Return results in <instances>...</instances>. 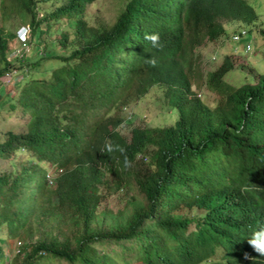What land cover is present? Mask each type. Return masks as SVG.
Returning a JSON list of instances; mask_svg holds the SVG:
<instances>
[{
  "label": "trees",
  "instance_id": "obj_1",
  "mask_svg": "<svg viewBox=\"0 0 264 264\" xmlns=\"http://www.w3.org/2000/svg\"><path fill=\"white\" fill-rule=\"evenodd\" d=\"M51 1L0 0V74L14 69L26 79L36 75L19 90V100L32 99L27 122L0 136L1 158L23 151L35 160H12L0 170V233L8 234L0 264H264L247 242L252 229L264 225V72L247 69L239 83L226 81L233 67L226 54L206 78L218 95L213 106L191 81L196 48L225 34V23H253L259 15L254 5L110 0L116 7L112 21L97 17L90 24L84 11L93 0H64L49 8ZM9 20L23 23L16 31L21 40L20 31L30 26L29 44L39 41L41 24L50 33L54 24L64 30L44 40L43 50L37 43L21 65L25 58L16 62L6 55L15 37ZM153 32L162 49L145 39ZM153 55L157 67L145 62ZM45 70L49 75L42 77ZM245 72L253 78L245 81ZM153 88L159 90L154 102L175 108L176 120L165 127H132L126 140L113 130L122 120L118 108ZM99 108L103 113L89 122V112ZM45 165L63 167L54 189L43 176L33 186ZM120 193L119 207L102 203ZM193 208L198 212L191 217ZM15 240L20 242L13 253ZM112 242L121 248L106 251L103 246Z\"/></svg>",
  "mask_w": 264,
  "mask_h": 264
},
{
  "label": "rangeland",
  "instance_id": "obj_2",
  "mask_svg": "<svg viewBox=\"0 0 264 264\" xmlns=\"http://www.w3.org/2000/svg\"><path fill=\"white\" fill-rule=\"evenodd\" d=\"M9 0H5V3H8ZM64 0H52L51 2L47 3L46 6L49 8H53L57 6L59 3H61ZM250 3L254 5L256 8L258 15V18L249 25H243L246 26L247 33L243 35L242 40H235L231 37V33L234 29H240L242 26L237 25L236 23L239 22L237 20L231 21L230 23H226L225 28L226 32L225 34L218 37L216 40L209 41L206 40V44H202L201 46L196 48L197 53V60L195 66L193 65V70L191 74V81L194 84V90L197 91V93H200V97L209 105H214L218 99V95L216 92L211 91L207 85L204 83L207 77V74L211 71L216 69L219 65L222 64L224 57L226 54L230 55L231 61L233 63L232 69H230L225 75L224 79L226 81H242L241 71L247 70V69H256L258 72L263 73L264 72V35L260 32V28H264V0H248ZM116 7L112 5V2L110 0H93V2H88L85 5V11L84 14L86 15L88 22L90 24H93L96 22L97 17L105 20V21H112L114 14H115ZM98 13V16L96 15ZM66 19H62V21L65 22ZM26 23H28V18L25 19ZM227 20H224L225 22ZM19 22V21H18ZM14 24V25H12ZM23 23L17 24L16 21H7L6 26L7 29L15 34V37L11 38L9 41L8 50L6 55L10 57V59H13L17 62V59L25 58L24 60H20L23 65L27 62V59L31 56H33V48L36 47V44L39 43V46L44 48V40L45 42L47 40L55 38L57 35L60 34L64 29L57 26V24H54L51 28V33L48 31V27L46 29L45 23L41 24V29L43 30L42 35H37V39L39 38V41H31V44L26 41L25 36L27 35V29L28 24L24 25L25 28L20 31V34L22 37H24L22 40L24 42L21 43V39H19L18 34L16 31L18 30V27L21 26ZM28 25V26H27ZM30 27V26H29ZM69 33V37H73L74 35V27L69 26L66 30ZM244 43H250L251 49L244 50V46L242 45ZM11 47V48H10ZM237 48V50L234 52V50ZM61 49L60 45L54 48V50L59 51ZM38 51V49H37ZM70 51L66 52H60L59 54H67ZM15 55L17 58H15ZM2 65V61L0 60V68ZM20 64H17L19 66ZM253 67V68H252ZM14 70V69H12ZM33 70H37L34 69ZM14 83H16L15 92L12 94V101H8L7 104L1 105L0 104V136L2 133L9 129L13 128L15 130H18L22 128L25 123L27 122L30 113H31V97L30 96H23L21 100L17 99L19 94V88L23 84V80L26 83H30L31 78L36 76H32L28 79H26L21 72H16L14 70ZM42 77H47L49 75L48 71H42L41 72ZM21 77L23 79L21 80ZM244 80H251L253 78L252 74L249 72L243 73ZM5 96V95H4ZM159 97V90L156 88H153L143 97L139 98L136 101H130L126 103L124 106L129 109V112L127 114L126 109L121 108L119 109V114L124 117V119H130L127 121L121 122L119 124L118 129L120 132L125 136L128 137L130 134V129L133 126L136 125H160L165 126L170 124L173 121L174 116V110L169 109L165 106H163V103L161 101L154 102L155 99ZM3 98V97H1ZM15 106H12L14 105ZM24 107L25 110L22 111L21 107ZM164 107V109H162ZM100 114V109L97 110V113L94 114L92 112L89 113L88 119L89 121L94 117V115ZM27 155V153H26ZM12 160H22L26 164H31L35 160L30 158H25V154L23 151H20L17 155L10 159H4L0 157V170L6 169L10 167ZM61 167V166H59ZM63 168V167H62ZM59 182V181H58ZM57 182H53L49 184V188H54ZM28 190L30 192L32 191L33 186L31 183H28ZM43 196H46L45 192H41ZM123 194H108L106 198H103V204L106 203L110 207L117 208L119 207L120 203L124 202ZM57 200V199H55ZM27 203L31 201V198L26 199ZM198 210L196 208H193L189 216L194 217L196 216ZM190 229H194V223L190 224ZM64 233H68L67 230L63 231ZM7 231L3 230L0 233V244L4 247L3 252L7 253V246L4 242L5 236H7ZM38 234L35 233L34 236H37ZM27 238H30V236H27ZM21 240V238H19ZM20 240H15V249L13 253H15V250L17 249V246L20 242ZM128 248L126 249V252L128 255H132L134 250L129 248V245H131L132 241L127 240L123 241ZM103 248L106 251H111L112 248L120 249L121 244L118 242H112L110 244L104 245ZM1 257V253H0ZM8 256H6L7 261ZM119 259V258H118ZM133 259V258H132ZM62 264V263H61Z\"/></svg>",
  "mask_w": 264,
  "mask_h": 264
},
{
  "label": "clouds",
  "instance_id": "obj_3",
  "mask_svg": "<svg viewBox=\"0 0 264 264\" xmlns=\"http://www.w3.org/2000/svg\"><path fill=\"white\" fill-rule=\"evenodd\" d=\"M234 21V20H233ZM237 21H239V22H237L236 24L237 25H240V26H242L240 29H234L233 31H232V33H231V37L233 38V39H235V40H242L243 39V35L244 34H246L247 33V28H246V26H243V25H247V23H245L244 24V22H242V21H240V20H237ZM226 22V21H225ZM225 22H223V23H225ZM228 23H230V22H228ZM225 25H226V23H225ZM226 32V31H225ZM236 36V37H235ZM145 39L147 40V41H149L150 43H151V45H152V47L153 48H155V49H162L163 48V44L160 42V37H159V33H155V32H153V33H146L145 34ZM243 46H244V50L246 51V50H249V49H251V44L250 43H244L243 42V44H242ZM237 50V48L234 50V52ZM148 65H150L151 67H157L158 65H159V61H158V58L156 57V56H150L148 59H146V61H145ZM7 71H10V72H12V78H11V80H5V78H4V80H5V82H7V83H11L12 81H14L13 79H14V73H15V71L14 70H12V69H5V71L3 72V77H4V74H5V72H7ZM208 75V74H207ZM207 78V77H206ZM205 84H206V80H205V82H204ZM207 85V84H206ZM17 86V85H16ZM208 87V86H207ZM21 88V87H20ZM20 88H19V90H20ZM192 89L194 90V84L192 83ZM211 90V89H210ZM195 91V90H194ZM148 92H150V91H148ZM147 92V93H148ZM196 93H197V91H195ZM146 93V94H147ZM145 94V95H146ZM197 95L199 96L200 95V93L198 92L197 93ZM21 96V94L19 93L18 94V97H17V99H19V97ZM200 97V96H199ZM201 98V97H200ZM202 99V98H201ZM203 100V99H202ZM42 101V100H41ZM204 101V100H203ZM121 108H124V109H126V112H127V114H128V112H129V109L127 108V107H125L124 105H122L121 107H119L118 108V115H119V119H121L122 118V120H121V122H123V121H127V120H130V119H124V117L123 116H121L120 114H119V109H121ZM100 109V114H98V115H94V117L95 116H99V115H101L102 113H103V111H102V109L101 108H99ZM99 109H97V110H99ZM174 110V116H173V121L170 123V124H168V125H171L175 120H176V117H177V114H178V112H177V110L174 108L173 109ZM90 113V112H89ZM93 113V112H92ZM97 113V111L94 113V114H96ZM88 116H89V114H88ZM93 117V118H94ZM92 118V119H93ZM91 119V120H92ZM90 120V121H91ZM88 121H89V119H88ZM89 121V122H90ZM121 122L119 123V124H121ZM168 125H165V126H168ZM118 126L119 125H116V126H114L113 127V130L114 131H117V132H119L120 133V135L121 136H123L126 140H129L130 139V137H131V134H132V130L130 129V134H129V136L128 137H125L121 132H120V130L118 129ZM154 126H158V127H165V126H160V125H143V126H140V125H136V126H133V127H140V128H143V127H146V128H148V127H154ZM132 128V127H131ZM138 132H141V131H138ZM137 155L139 156V157H141L142 156V154L141 153H137ZM103 172L106 170V166L105 165H103ZM65 170H67L66 168H65ZM60 171H62V168L61 167H58V166H49V165H45L44 166V171L43 172H40V173H38V175H37V177H36V180H35V182H34V184H33V186L36 184V182L40 179V177H42L43 176V180H44V182H46V185H47V187L49 186V184H51V183H53V182H57L56 183V185H55V187L58 185V181H57V178H58V173L60 172ZM54 187V188H55ZM49 188V187H48ZM54 188H49V189H54ZM55 199H57V198H55ZM247 242H248V244L253 248V250L256 252V253H258L259 254V256H264V225H259V226H257V227H255V228H253L252 229V231H251V235H250V237L247 239Z\"/></svg>",
  "mask_w": 264,
  "mask_h": 264
},
{
  "label": "crops",
  "instance_id": "obj_4",
  "mask_svg": "<svg viewBox=\"0 0 264 264\" xmlns=\"http://www.w3.org/2000/svg\"><path fill=\"white\" fill-rule=\"evenodd\" d=\"M3 72L2 74H0V104L1 105L7 104L8 101H12L10 99L13 97L12 94L15 92L14 90L16 88V83H14V81H12L11 83L5 82L4 77H3ZM1 97H7V99H4L2 101Z\"/></svg>",
  "mask_w": 264,
  "mask_h": 264
},
{
  "label": "built area",
  "instance_id": "obj_5",
  "mask_svg": "<svg viewBox=\"0 0 264 264\" xmlns=\"http://www.w3.org/2000/svg\"><path fill=\"white\" fill-rule=\"evenodd\" d=\"M4 78H5V80H11V78H12V72H10V71L5 72Z\"/></svg>",
  "mask_w": 264,
  "mask_h": 264
}]
</instances>
